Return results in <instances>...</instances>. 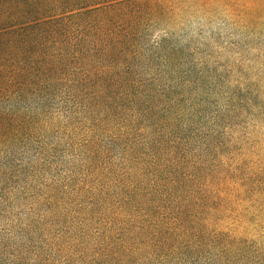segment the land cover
I'll return each mask as SVG.
<instances>
[{
	"label": "rangeland",
	"instance_id": "rangeland-1",
	"mask_svg": "<svg viewBox=\"0 0 264 264\" xmlns=\"http://www.w3.org/2000/svg\"><path fill=\"white\" fill-rule=\"evenodd\" d=\"M125 12L103 96L0 95V264H264V0Z\"/></svg>",
	"mask_w": 264,
	"mask_h": 264
},
{
	"label": "trees",
	"instance_id": "trees-1",
	"mask_svg": "<svg viewBox=\"0 0 264 264\" xmlns=\"http://www.w3.org/2000/svg\"><path fill=\"white\" fill-rule=\"evenodd\" d=\"M130 3L140 0H0V95L68 80L74 91L92 84L96 97L109 92L115 81L107 66H94L97 61L109 66L125 44L116 25H124ZM70 65L86 66L87 72H70ZM2 123L10 126L6 119ZM162 227L154 222L148 230L141 228L137 240L157 239L155 247L164 249L174 231L165 228L159 235Z\"/></svg>",
	"mask_w": 264,
	"mask_h": 264
}]
</instances>
